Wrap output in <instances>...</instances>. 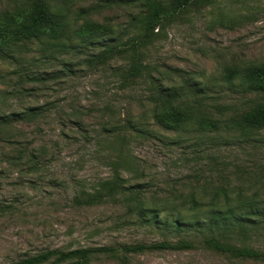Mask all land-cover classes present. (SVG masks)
I'll return each instance as SVG.
<instances>
[{"label":"rangeland","instance_id":"obj_1","mask_svg":"<svg viewBox=\"0 0 264 264\" xmlns=\"http://www.w3.org/2000/svg\"><path fill=\"white\" fill-rule=\"evenodd\" d=\"M65 1L72 21L80 9L91 10L92 23L111 25L122 41L135 33L129 30V22L141 9L126 0H110L107 7L99 0ZM13 5V0H2L0 14L12 11ZM98 52V47L64 52L35 43L19 54L20 62L0 60V114L44 110L32 122L17 124L22 132L18 146L26 145L38 156L34 168L8 162L4 156L12 148L0 143V264L49 250L180 240L200 243L210 234L151 226L130 213L131 206L123 198L85 204V195L112 179L116 169L130 185L144 184L141 198L160 210L165 209L164 198L200 197L205 191L212 195L217 187L246 189L255 172L264 180V130L248 144H239L228 133H222L220 144L199 133L173 144L179 133L153 122L150 85L122 88L121 72L127 62L115 58L91 67L90 54ZM147 53V63L156 69L173 70L177 80L183 75L200 82L208 95L219 97V104L236 106L240 114L249 107L264 106L257 95L243 94L238 82L233 87L225 79L235 68L264 66V0H215L199 11L191 10L167 26ZM25 73L44 80L26 81L21 78ZM129 120L135 125L148 123L146 128L157 136L117 134ZM208 209L202 208L199 214ZM169 214L163 211L160 217ZM259 224L224 242L264 252V221ZM150 253L135 257L131 264H264L202 248Z\"/></svg>","mask_w":264,"mask_h":264},{"label":"trees","instance_id":"obj_2","mask_svg":"<svg viewBox=\"0 0 264 264\" xmlns=\"http://www.w3.org/2000/svg\"><path fill=\"white\" fill-rule=\"evenodd\" d=\"M13 1L12 11L0 14V60L3 62H20L23 57L19 54L35 43L64 52L76 48L98 47V53L90 54L89 65L97 67L106 65L115 58L124 59L127 65L121 72L122 88L150 85L149 101L153 104V122L165 130L179 133V138L173 144L189 140L192 133L203 134V138L213 144L224 140L222 133H228L239 144H248L253 143L255 137L264 130V106L249 107V111L240 114L236 111V106L219 104V97L208 95L200 82L183 75H179L177 80L171 75L173 70L162 72L147 63L149 47L167 26L176 23L191 10L199 11L208 7L215 0H126L128 4L141 9L129 22V30H135V33L126 41L116 36L111 25L92 23L89 18L91 10L80 9L76 21L70 20L69 6L65 0ZM99 2L103 3L102 7H107L110 0ZM96 8L99 9L98 6ZM75 39L79 44L74 43ZM50 58L53 59L54 55ZM65 65L68 66L67 63ZM21 78L34 82L44 80L29 73L21 75ZM225 79L233 87L238 82L243 94L257 95L264 102V66L235 68ZM246 104L248 106V103H243L242 106ZM43 111L42 108H29L0 114V143L8 144L13 151L4 156L8 162L13 165L27 164L29 168H34L33 164L38 156L26 145L18 146V138L22 132L17 129V124L32 122L42 116ZM147 124L135 125L129 120L117 129V134L128 131L140 137L157 136L146 128ZM182 133H187L188 136L184 137ZM263 181L259 173L255 172L246 189L240 186L217 187L212 195L205 191V195L200 197L190 194L188 197H173L170 200L164 198L161 201L158 198L157 201L165 205V209L160 210L152 208L141 198V192H145L144 184L130 185L129 180L116 169L112 179L100 184L94 194L85 195V204L102 203L106 198L113 201L123 198L131 206L128 208L129 212L151 226L165 231L210 234L200 243L180 240L176 243L49 250L10 264H131L135 257L152 254L150 252H186L198 248L232 259L264 262V252L224 242L233 235H245L251 226L255 228L259 221H264ZM177 200L181 201L175 202ZM204 207L209 209L199 214ZM163 211L170 214L161 219ZM190 213L199 215L190 218Z\"/></svg>","mask_w":264,"mask_h":264}]
</instances>
